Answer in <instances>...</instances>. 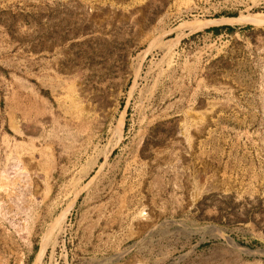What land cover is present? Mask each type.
<instances>
[{
	"label": "rangeland",
	"instance_id": "374dc122",
	"mask_svg": "<svg viewBox=\"0 0 264 264\" xmlns=\"http://www.w3.org/2000/svg\"><path fill=\"white\" fill-rule=\"evenodd\" d=\"M259 13L0 0V264H264Z\"/></svg>",
	"mask_w": 264,
	"mask_h": 264
},
{
	"label": "bare ground",
	"instance_id": "6f19581e",
	"mask_svg": "<svg viewBox=\"0 0 264 264\" xmlns=\"http://www.w3.org/2000/svg\"><path fill=\"white\" fill-rule=\"evenodd\" d=\"M261 20H264V13L242 15V16H240L238 18H235V19H226V18H224L222 20L196 22V23L190 24L187 27H189L191 29V31H195V30L201 29L203 27H206V26H209V25H212V24L222 23V22L246 23L248 21L252 22V21H261ZM121 122H122V120H121ZM111 152H112V149H111ZM44 255H45V250H43V252L40 253V255L37 257V259H36L34 264H42V260H43Z\"/></svg>",
	"mask_w": 264,
	"mask_h": 264
},
{
	"label": "trees",
	"instance_id": "16d2710c",
	"mask_svg": "<svg viewBox=\"0 0 264 264\" xmlns=\"http://www.w3.org/2000/svg\"><path fill=\"white\" fill-rule=\"evenodd\" d=\"M229 29H231V28H229ZM219 30H220V28H214V29H213V32L218 33Z\"/></svg>",
	"mask_w": 264,
	"mask_h": 264
}]
</instances>
